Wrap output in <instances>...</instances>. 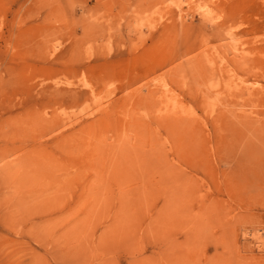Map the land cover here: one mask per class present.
<instances>
[{
    "label": "rangeland",
    "instance_id": "1",
    "mask_svg": "<svg viewBox=\"0 0 264 264\" xmlns=\"http://www.w3.org/2000/svg\"><path fill=\"white\" fill-rule=\"evenodd\" d=\"M0 264H264V0H0Z\"/></svg>",
    "mask_w": 264,
    "mask_h": 264
}]
</instances>
